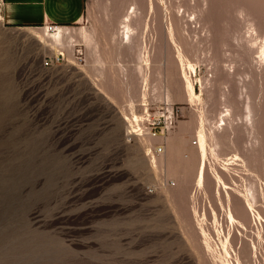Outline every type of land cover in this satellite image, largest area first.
Segmentation results:
<instances>
[{
  "label": "rangeland",
  "instance_id": "1",
  "mask_svg": "<svg viewBox=\"0 0 264 264\" xmlns=\"http://www.w3.org/2000/svg\"><path fill=\"white\" fill-rule=\"evenodd\" d=\"M72 29L47 70L44 30L0 24V264H264V0H87Z\"/></svg>",
  "mask_w": 264,
  "mask_h": 264
},
{
  "label": "crops",
  "instance_id": "2",
  "mask_svg": "<svg viewBox=\"0 0 264 264\" xmlns=\"http://www.w3.org/2000/svg\"><path fill=\"white\" fill-rule=\"evenodd\" d=\"M86 8L87 0H0V24L8 30L72 28L84 19Z\"/></svg>",
  "mask_w": 264,
  "mask_h": 264
},
{
  "label": "bare ground",
  "instance_id": "3",
  "mask_svg": "<svg viewBox=\"0 0 264 264\" xmlns=\"http://www.w3.org/2000/svg\"><path fill=\"white\" fill-rule=\"evenodd\" d=\"M136 7L137 6H134L133 10L131 12H130V10H128L127 14L125 15V17H123L122 21L120 22V26H119L120 29L119 30H120V33L122 35L121 36L122 43L126 42L127 44H131L135 40H139V39L142 40L143 33H140V34L138 33V29H137L138 27L137 26H138V24H140L142 22L143 18L141 16V14L139 13V11L137 10L138 8H136ZM0 19H1V16H0ZM72 30L73 29L70 27H67V28L58 27V29L55 33H50L45 28V30L43 31V39L45 41V48L54 51L55 56L56 55L59 56L61 51H65L64 50L65 48L67 49V47H66L67 45H69L68 47H73V45L76 41L74 40L75 35H74ZM86 32L81 31L83 38H84V41L89 43L92 41V39L89 36V34ZM141 45H143V43ZM141 56H142V54H141ZM171 150H172V154L174 155V158L180 154V150H179L177 145H172ZM168 167H169L170 175L177 176L178 172L176 173V171L173 169L172 165L170 164V166L168 165ZM252 198L254 199L253 196H252Z\"/></svg>",
  "mask_w": 264,
  "mask_h": 264
},
{
  "label": "built area",
  "instance_id": "4",
  "mask_svg": "<svg viewBox=\"0 0 264 264\" xmlns=\"http://www.w3.org/2000/svg\"><path fill=\"white\" fill-rule=\"evenodd\" d=\"M59 26L56 25H49L46 27V30L50 33H55ZM73 57L75 61L80 65L86 64V54L85 50L81 46H75L73 49ZM69 61L65 55L61 54L59 56L53 57H45L43 60V67L44 69H55L58 67H62L68 64ZM144 113L143 119L144 124L146 125L147 136L150 139H165L175 128L176 125V118H177V111L174 107L168 106L166 107L165 114L159 119H156L151 116L150 109L148 106L144 105ZM155 153L158 156H161L165 153V146L164 144L159 145L155 149ZM172 186L175 184L172 183ZM152 193V192H150Z\"/></svg>",
  "mask_w": 264,
  "mask_h": 264
}]
</instances>
